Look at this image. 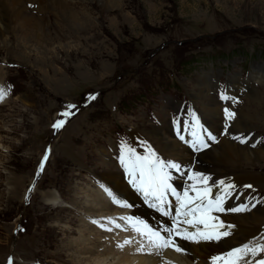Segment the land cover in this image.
<instances>
[{
	"label": "rangeland",
	"instance_id": "374dc122",
	"mask_svg": "<svg viewBox=\"0 0 264 264\" xmlns=\"http://www.w3.org/2000/svg\"><path fill=\"white\" fill-rule=\"evenodd\" d=\"M60 1L7 5L9 1L0 0L5 15L0 22V67L11 91L9 105L0 108V264L13 263V258V264H75L74 250L84 247L73 246L81 216L71 204L73 192L81 199L85 189L79 181L117 170L98 160L95 152L113 143L115 151L116 135L123 129L138 133L163 160L190 162L194 150L189 145L181 141L178 148L188 154L186 161L170 156L146 128L169 125L170 137L166 129L161 133L171 140L176 123L195 124L190 111L195 107L199 114L202 101H210L198 97L199 92L208 93L203 72L214 76L209 95L235 113L230 121L224 113L219 127L209 125L219 132L218 142L231 132L239 112L250 110L255 118L251 114L243 121L258 127L251 131L247 126L250 132L232 138L246 139H233L244 146L256 140L252 146L264 152V0ZM253 75L262 81H250ZM90 96L95 99L89 101ZM69 105H75L74 116H62ZM59 120L66 122L57 131L53 125ZM123 143L132 148L130 137ZM48 147L52 158L40 171ZM228 161L221 167L226 175L239 168L264 177V161ZM35 179L39 193L31 195ZM48 190L62 195L59 207L44 203ZM235 193L264 208V183ZM56 222L74 234L61 231ZM260 234L249 244L263 239Z\"/></svg>",
	"mask_w": 264,
	"mask_h": 264
},
{
	"label": "bare ground",
	"instance_id": "6f19581e",
	"mask_svg": "<svg viewBox=\"0 0 264 264\" xmlns=\"http://www.w3.org/2000/svg\"><path fill=\"white\" fill-rule=\"evenodd\" d=\"M7 1H9V3L7 4L5 0L6 4L11 5V3L17 0H7ZM107 1L110 3V0ZM28 3L29 2H26L25 5L26 7L24 8V11L26 13L28 10L27 7ZM32 4H35L34 8L38 7L37 2ZM64 8H65L64 6L60 7V9H64ZM13 12L15 11H12V13ZM65 12L66 14H68L69 13L68 9H65ZM4 16L5 15H3V10H0V22L1 20H3ZM0 35L2 36V34ZM4 72H5L4 68L0 67V89H3L5 91V96L2 100H0V105L7 106L9 105L11 98H10V94L2 85L4 84V80H5ZM202 76L208 77L206 80L205 79L202 80V82L207 81L206 88L208 89L206 92L208 93L205 94L203 92H199L198 97L201 98L202 96H204L208 98L207 100L210 99V101L209 102H205V100L202 101L203 105L201 106L202 107L201 110L202 112L203 111L209 112V114L205 116L209 124H211L212 126L215 125L214 127H216V124H218L219 127V123L222 117L221 109L219 104L214 100L213 96L209 95V92L212 87L210 78L214 76L213 75L208 76L206 72H203ZM255 77H258L259 79L262 78L261 76L253 75L252 76L253 79L250 78L249 80L258 83L257 80L254 79ZM200 90L201 89H198L197 91ZM190 94L192 97H194L192 93ZM208 95L209 97H207ZM172 101L173 100L170 99L169 103H172ZM204 104L207 106L206 108ZM174 108L177 110L178 104H175ZM214 109H217V113L214 112ZM251 114L253 115V119H254L255 114H253V111L249 110L243 113L239 112L237 119L233 121L231 132H229L227 136L221 142H219V144L213 145L214 143L213 141L206 139L205 142L208 144V147L206 148L207 150L204 151L203 153L198 154L195 157L196 164L194 165L192 172L202 173L206 176L209 175L208 172H211L222 177L219 178V180H224L226 183L228 182L240 183V184L245 183L250 186H254V185L261 186L262 183H264V177L260 174H252L250 172H247L248 170L235 168L231 170V173L226 175L224 174L223 170H221V167H223L222 165L230 164V162L228 161L229 159L243 161L246 164H250V165L251 164L259 165L261 161H264V158L262 157L264 156V152L260 151L259 148H254L252 146L254 140H251L249 142V146H244L237 144L232 138L233 135H236L238 133L250 132L247 130V126L253 128V130L251 129V131L256 130L255 127L258 126L254 125L253 123H247V121H243V119H245L247 115H251ZM257 123L258 122H256V124ZM151 128H156L154 129L153 133H150ZM241 128L243 129L240 130ZM164 129H166L170 137L171 130L169 125L164 126L163 128H161V126L153 125L152 127L146 128V131L166 153L170 154V156L180 158L183 161H186V159L188 158V154H186L184 151H182L183 153H181L178 150L180 144L177 141H175L173 138L170 140L167 137H162L161 132ZM67 130L68 128L66 129V131ZM64 132L62 134H64ZM142 145H143L142 143L140 144L138 143L136 146L137 149L143 148ZM210 145L213 146L209 148ZM1 146L2 145H0V149L3 147ZM57 148H58V144L55 146V150ZM96 154L98 155V157L96 156L97 159L100 160L106 166L111 167L112 165H116L112 162L111 158H109V155H107L105 147L102 148L101 146L100 149L97 148L95 155ZM142 155H146V152H144ZM188 163L189 164L192 163V156L190 157V162ZM212 164L214 166L210 167V165ZM228 170H230L229 167ZM96 176L99 177L98 182L91 179V176H86L84 182L79 181L78 184L82 185L80 189H85L81 193L83 195L81 196V199H78L76 198L75 195L76 192L75 193L73 192V196L71 199V204L75 206L76 210L81 215L79 219L76 220L79 227L78 229L79 236H76L77 239L75 240L74 243H76L77 245L75 244L73 246L75 248L78 245L84 247V248H79L77 251L74 250L75 254L72 257V260L75 264H83V263L86 264H212L213 256L224 255L225 254L224 252L229 251L230 247L234 248L239 246L240 243L242 244L250 240L253 241L260 233L261 236L264 235L263 207H257L252 210L248 208L249 209L248 211H243L240 214H235V212L231 210H226L224 212L214 213V215L219 217V220L222 221L225 226L224 229H221L222 231L226 230L228 225L233 226L229 230L231 234L228 237L222 239L220 242L194 243L191 241L181 240L178 236L174 235L173 238L176 240L177 244H179L183 248L184 250L183 252L178 253L171 248L159 249V250L151 248V246L147 242V237L141 236L139 233H137L133 227L132 222L136 220H141L144 223H146L150 228H152L154 231H158V230L163 231L164 228H171V225L173 224V220L171 219V217L162 218L152 210L141 209L142 201L140 200L139 197L143 195L137 191L136 193L133 191L132 185L124 181V179L122 178V174L119 172L118 169L116 171L105 170L100 175H96ZM186 176H187V170H185L183 175H178L176 179L180 180L181 177H183V182H188L186 184L187 186L191 184L192 181L190 180L187 181ZM231 176H234L233 180H231L230 178ZM253 176H255L256 178ZM176 179L173 178V182L179 186V191L182 192L181 186L183 184L182 182L179 183L178 181H176ZM103 181L107 183V186L104 185ZM105 188L111 190L113 194L116 195V197H117V193L121 195L123 198L119 200L126 202L130 206L124 208L113 203L112 199L106 193ZM32 191H34V193L37 194L39 193L37 187H33ZM48 191L49 194L44 195V203L47 206L59 207V203L63 202L62 195L57 191L56 192L53 190H48ZM220 192L221 189L213 185V194L215 195ZM24 199H25V194L23 196V200ZM76 200H80L82 201V203H80L79 206H76L77 205L75 202ZM169 200L172 204L173 213H174L175 198L169 195ZM242 205H244V203L242 201L239 202V206ZM68 208H71V206H69ZM94 217H98V220H94ZM129 217L132 218L131 221L127 219ZM93 221H96L97 223H93ZM109 221H112L113 223H109ZM56 224L61 231L65 233L67 232L68 234H74L73 230L70 233L68 232V230H71L70 227L66 229V225L64 227L58 224V222H56ZM116 225H120V227H116ZM252 226L255 227L253 228ZM180 227H188V226L180 225ZM105 229H111V230L108 231ZM189 231H194V229H189ZM163 232L167 233L165 231ZM161 235L167 238V235L163 233H161ZM239 240L242 241L239 242ZM125 241H130V243L125 244L124 243ZM96 245L99 246V247L97 246L98 249L106 246L109 248H107V250L104 249L103 252H99L98 249H95ZM120 245H123V247H120ZM142 246H143V251L140 250ZM158 257L160 258L158 259ZM260 260H264V254H258L254 258L246 257L245 260H242L240 262V264H258Z\"/></svg>",
	"mask_w": 264,
	"mask_h": 264
},
{
	"label": "snow or ice",
	"instance_id": "6c2138e0",
	"mask_svg": "<svg viewBox=\"0 0 264 264\" xmlns=\"http://www.w3.org/2000/svg\"><path fill=\"white\" fill-rule=\"evenodd\" d=\"M5 96V91L0 89V100ZM95 96L88 97V100H94ZM227 99V97H222ZM69 111L61 113L64 117H70L73 113L72 108L75 105L68 106ZM225 119L232 120L235 118V113L229 111L227 108L224 110ZM65 120H59L53 128L59 131L65 124ZM199 126V121L197 120ZM201 127L202 131H206ZM227 128V125H226ZM194 139L190 143V147L194 151H199L203 148H207L208 144L204 138L200 135L193 134ZM184 139L183 136L180 137ZM207 139L216 142V137L212 133L207 134ZM233 139L239 140L240 143H246L247 140L241 137H233ZM187 143V141H186ZM255 145H253L254 147ZM146 155H139L132 148L122 146V152L119 157V162L124 172L129 178V183L137 192L141 193L145 200L149 203L150 207L155 208L162 215L171 217L173 225L171 228H164L163 231L168 233L167 238L161 235L160 231H154L146 223L141 220L133 221V227L137 233L141 236L147 237V242L154 249H168L171 248L176 252H183V248L177 244L173 238L174 235L178 236L181 240L191 241L194 243L201 242H220L225 237H228L232 225H228L226 230L222 221L214 213L224 212V204L228 193L235 187L234 184L224 180L214 183L215 187L221 189L220 193L213 194V184H210L211 177L202 173L192 172L187 176V179L192 181L187 185L182 192L177 191L173 187L171 181L173 180L172 170L180 172L181 165L172 161H165L161 159L150 148L145 149ZM47 160V156L44 157V161ZM44 163L40 165V171H43ZM248 187H251L250 185ZM106 193L112 199V202L120 207L127 208L129 205L119 200L111 190L105 188ZM169 195L175 198V210L173 213V207L169 200ZM233 212L248 211L247 205H242L237 208L230 209ZM123 219V218H122ZM131 221V217L127 218ZM93 223H97L93 221ZM109 223H113L109 221ZM180 225H187L188 227H180ZM202 226V227H201ZM120 227V225H116ZM194 229V231H189ZM110 231L111 229H105ZM125 244H129L130 241H125ZM123 247V245H120ZM143 251V246L140 249ZM264 252V246L250 247L244 245L243 247L234 248L228 251L224 255H216L212 257V264H240L242 260L251 253L252 256ZM8 264H12L11 259ZM258 264H264V260H260Z\"/></svg>",
	"mask_w": 264,
	"mask_h": 264
}]
</instances>
